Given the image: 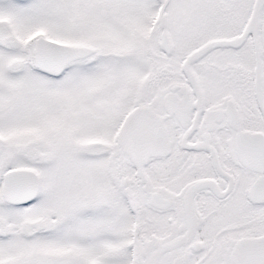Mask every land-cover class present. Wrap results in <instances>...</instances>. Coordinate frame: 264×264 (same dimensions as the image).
<instances>
[{
    "label": "snow or ice",
    "instance_id": "obj_1",
    "mask_svg": "<svg viewBox=\"0 0 264 264\" xmlns=\"http://www.w3.org/2000/svg\"><path fill=\"white\" fill-rule=\"evenodd\" d=\"M0 264H264V0H0Z\"/></svg>",
    "mask_w": 264,
    "mask_h": 264
}]
</instances>
